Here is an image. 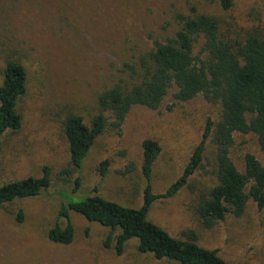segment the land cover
I'll return each mask as SVG.
<instances>
[{"label":"rangeland","instance_id":"rangeland-1","mask_svg":"<svg viewBox=\"0 0 264 264\" xmlns=\"http://www.w3.org/2000/svg\"><path fill=\"white\" fill-rule=\"evenodd\" d=\"M198 14L214 16L226 40L264 33V0H233L228 10L218 0H0V86L9 62L22 65L27 76L26 92L16 105L21 127L0 140V186L39 178L44 166L50 179L40 195L0 205V264H178L140 253L134 239L118 256L113 243L103 247L108 228L72 211L70 244L52 243L47 233L55 223L65 226V219L58 218L63 199L65 204L77 201L95 189L107 200L139 208L146 187L141 170L145 139L156 141L160 148L150 185L153 194H161L182 174L207 121L213 132L221 116L219 104L201 96L179 102L171 88L155 110L132 106L120 133L113 127L112 114L102 111L105 129L76 171L71 170L64 136V124L71 116L91 124L101 112L102 93L112 88L128 93L142 81V61L149 60L154 41L165 43L174 37L181 26L178 15ZM212 134L186 185L173 197L154 202L148 219L177 239L193 232L197 245L216 250L228 263L264 264V208L249 200L241 216L226 214L212 228L205 227L198 214L218 183ZM246 154L264 167L256 137L235 134L229 158L239 172H244ZM104 160L109 166L101 178L98 168ZM77 178L80 185L72 193Z\"/></svg>","mask_w":264,"mask_h":264},{"label":"trees","instance_id":"trees-1","mask_svg":"<svg viewBox=\"0 0 264 264\" xmlns=\"http://www.w3.org/2000/svg\"><path fill=\"white\" fill-rule=\"evenodd\" d=\"M223 10L232 7L233 0H218ZM180 29L165 43L154 41L149 60L142 61L143 79L128 93L112 88L99 98L101 112L90 125L78 116L69 117L64 124L70 164L76 171L86 157L95 139L104 131L106 119L102 113L110 112L113 127L120 133L121 124L132 106L140 105L157 109L171 88L174 99L189 101L201 96L205 101L217 103L221 109L219 122L213 132L207 121L201 142L194 149L182 174L161 194L151 191V170L160 151L156 141L142 142V174L146 180L143 201L139 208H129L94 194L61 206L58 218L65 219L62 228L55 223L47 238L55 244L68 245L73 240V227L69 212L82 216L86 221L108 228L103 247L112 246L116 255L123 253L125 244L134 239L142 254H151L156 260L175 261L178 264H233L224 261L216 250L196 244L193 232H185V239L171 236L165 229L148 219L151 205L160 199H168L179 192L188 178L200 166L204 143L213 133L216 145L218 183L198 207L204 226L212 228L226 214L241 216L246 204L252 200L258 209L264 208V167L252 154L244 156V172H239L229 158L235 134H253L260 152L264 155V33L249 34L244 40H226L220 35L218 20L211 15L192 17L178 15ZM200 49L195 52L197 44ZM132 69V68H131ZM27 76L22 65L7 63L0 86V140L7 132H17L21 118L16 105L26 92ZM211 132V133H210ZM109 161L98 168L104 178ZM71 170L64 173L70 174ZM50 185L49 168H42L39 178L28 177L0 186V205L15 200L32 198ZM80 180H75L72 193ZM23 213L19 210L17 221ZM236 264V263H235Z\"/></svg>","mask_w":264,"mask_h":264}]
</instances>
